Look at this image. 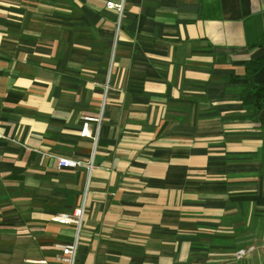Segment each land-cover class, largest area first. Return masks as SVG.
Listing matches in <instances>:
<instances>
[{
    "label": "crops",
    "instance_id": "crops-1",
    "mask_svg": "<svg viewBox=\"0 0 264 264\" xmlns=\"http://www.w3.org/2000/svg\"><path fill=\"white\" fill-rule=\"evenodd\" d=\"M107 1L0 0V264H68L86 190L75 264H264V0H126L118 34Z\"/></svg>",
    "mask_w": 264,
    "mask_h": 264
},
{
    "label": "built area",
    "instance_id": "built-area-1",
    "mask_svg": "<svg viewBox=\"0 0 264 264\" xmlns=\"http://www.w3.org/2000/svg\"><path fill=\"white\" fill-rule=\"evenodd\" d=\"M125 2L126 0H119V1L108 0L106 4L108 8L114 9L117 12V20H116L117 34L119 33L121 25H122V18H123L125 7H126ZM103 116H104V103L102 105V110L99 116L97 117L87 116L84 118V122L82 124V129H81L82 136H92L93 135L91 133L92 124L93 123L96 124L97 131L92 136L95 146L98 143V134H99V129H100ZM3 136L4 134L0 131V138H2ZM47 154L50 157L56 159L57 166L59 169L69 168V167H84L88 174V184H89L91 174L95 168L94 155L89 160L83 161L80 159L59 156V155L52 154V153H47ZM88 184H87V187H88ZM86 196H87V190L85 191V195L82 200V203L73 212L59 213L53 218L56 222H59L61 224H73L76 228L75 240L70 244L60 246L61 251H62L61 260L67 262L68 264H75V261H76V256H77L79 241H80V234L84 226V218H85V213H86V208H87ZM250 251H253V248L240 249L236 252L235 258L237 260L242 259ZM41 262L43 264H47L46 260H42Z\"/></svg>",
    "mask_w": 264,
    "mask_h": 264
},
{
    "label": "trees",
    "instance_id": "trees-1",
    "mask_svg": "<svg viewBox=\"0 0 264 264\" xmlns=\"http://www.w3.org/2000/svg\"><path fill=\"white\" fill-rule=\"evenodd\" d=\"M263 62H247L245 77L248 79V82L243 95L244 101L252 106L254 118L258 121L262 120L261 113L264 109V85L256 84L253 78Z\"/></svg>",
    "mask_w": 264,
    "mask_h": 264
}]
</instances>
